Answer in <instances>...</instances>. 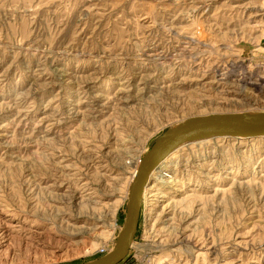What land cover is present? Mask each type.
<instances>
[{
  "label": "rangeland",
  "instance_id": "1",
  "mask_svg": "<svg viewBox=\"0 0 264 264\" xmlns=\"http://www.w3.org/2000/svg\"><path fill=\"white\" fill-rule=\"evenodd\" d=\"M261 112L264 0H0V264L100 258L166 129ZM160 169L119 264H264V137Z\"/></svg>",
  "mask_w": 264,
  "mask_h": 264
},
{
  "label": "water",
  "instance_id": "2",
  "mask_svg": "<svg viewBox=\"0 0 264 264\" xmlns=\"http://www.w3.org/2000/svg\"><path fill=\"white\" fill-rule=\"evenodd\" d=\"M223 137H264V112L195 116L166 129L139 160L128 188L125 221L114 247L100 258L84 264H119L125 258L137 232L143 189L149 185L151 172L164 157L182 145Z\"/></svg>",
  "mask_w": 264,
  "mask_h": 264
},
{
  "label": "bare ground",
  "instance_id": "3",
  "mask_svg": "<svg viewBox=\"0 0 264 264\" xmlns=\"http://www.w3.org/2000/svg\"><path fill=\"white\" fill-rule=\"evenodd\" d=\"M207 140H209V139H207ZM202 141H205V140H202ZM198 142H200V141H198ZM195 143V142H194ZM189 144H191V143H189ZM186 145V144H185ZM183 146V145H182ZM181 147V146H180ZM179 147V148H180ZM178 149V148H177ZM177 149H175V150H177ZM174 150V151H175ZM173 151V152H174ZM172 153V152H171ZM170 153V154H171ZM169 154V155H170ZM169 155H167L166 157H164L159 163H158V166H157V168H156V170L158 169V170H160V171H158V178L159 179H162V180H166L167 182H174L175 181V178L174 177H172L171 175H167L166 173H164L160 168H161V163L169 156ZM155 171V170H154ZM154 171H152L151 172V174L154 172ZM134 174L135 173H133L132 174V178H133V176H134ZM151 174H150V176H151ZM145 189V188H144ZM144 189H143V192H142V199H143V193H144Z\"/></svg>",
  "mask_w": 264,
  "mask_h": 264
},
{
  "label": "built area",
  "instance_id": "4",
  "mask_svg": "<svg viewBox=\"0 0 264 264\" xmlns=\"http://www.w3.org/2000/svg\"><path fill=\"white\" fill-rule=\"evenodd\" d=\"M107 250L105 249V248H100L99 250H98V252L103 256L104 254H106L107 252H106Z\"/></svg>",
  "mask_w": 264,
  "mask_h": 264
}]
</instances>
